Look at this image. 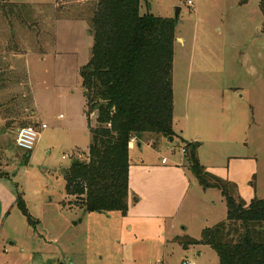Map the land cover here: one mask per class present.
<instances>
[{
	"label": "rangeland",
	"instance_id": "rangeland-1",
	"mask_svg": "<svg viewBox=\"0 0 264 264\" xmlns=\"http://www.w3.org/2000/svg\"><path fill=\"white\" fill-rule=\"evenodd\" d=\"M6 1L29 4L31 14L24 13L29 17L25 25L0 10V67L6 78L0 84V175L14 176L36 220L30 226L36 229L37 238L7 245V252L1 247L0 264H181L183 260L219 264L209 245L183 248L163 240L164 232L155 227L158 223L146 227L143 242L128 239L135 235L126 234L129 227L121 238L114 218L119 219L118 213L106 218L86 212L66 194L65 172L74 159L86 160L88 127L95 125L93 114L89 121L84 114L80 77L92 45L84 19L89 4L87 0ZM140 13L176 19L172 65L176 135L172 141L161 138L157 148L142 141L150 145L131 150L132 159L160 165L162 156L177 159L185 143L196 140L201 144V163L228 171L239 188L246 183L251 199L264 198V18L260 0H141ZM238 116L241 125H237ZM37 122L47 127L24 159L25 151L15 145L16 133L21 126H36ZM242 125H249L250 130L241 131ZM197 189L191 188L176 206L173 196L166 197L165 192L158 196L161 205L167 202L174 212L180 205L175 224L186 227L182 235L193 238L200 237L201 227L226 217L220 191ZM179 190L183 197L182 182ZM17 216L27 226L26 218L21 213ZM26 226L20 229L26 231Z\"/></svg>",
	"mask_w": 264,
	"mask_h": 264
},
{
	"label": "trees",
	"instance_id": "trees-1",
	"mask_svg": "<svg viewBox=\"0 0 264 264\" xmlns=\"http://www.w3.org/2000/svg\"><path fill=\"white\" fill-rule=\"evenodd\" d=\"M84 19L92 36L90 57L80 69L90 143L86 160L74 159L65 172V191L86 212L128 209L129 143L156 146L173 140L172 65L176 19L140 13L141 0H87ZM0 10L27 25L29 4L0 0ZM6 8V9H5ZM264 18V0H260ZM34 24V21L31 23ZM264 30V22H263ZM17 50V44L10 39ZM5 72L0 67V84ZM197 142L184 145L188 167L205 188L225 199L224 220L203 228L199 239L178 237L183 248L209 245L219 264H264V198L244 200L237 185L208 172ZM30 152L23 154L24 159ZM0 177H3L0 175ZM17 206L31 222L21 197Z\"/></svg>",
	"mask_w": 264,
	"mask_h": 264
},
{
	"label": "crops",
	"instance_id": "crops-1",
	"mask_svg": "<svg viewBox=\"0 0 264 264\" xmlns=\"http://www.w3.org/2000/svg\"><path fill=\"white\" fill-rule=\"evenodd\" d=\"M84 110H85V106H84ZM86 119L88 120L87 116ZM236 122L238 125L239 116L236 117ZM187 128L192 131L191 128L189 127ZM240 128L241 131L246 130L248 132L250 130L249 125L246 126L242 125L240 126ZM173 129H174V106H173ZM88 131H89V127H88ZM192 139L193 140L195 139V135L193 133H192ZM194 141L197 142L196 140ZM142 144L145 143L137 142L136 140H131L129 143V169H128L129 191H128V209L126 214L123 215L119 211L101 212L99 214L105 215L104 217L109 218L112 213L115 212L118 213L115 215H117L119 219H117L116 217L114 218L117 220L119 224L118 229L121 231V238H123L122 232L126 230L127 227H129L128 232H126V234L128 233L127 235L129 236L131 232H135V235L134 237L133 236L128 237V239H130V241L133 242H143L145 239H147L143 237L145 236L143 235V233L146 232V227L148 226L150 227L152 224L155 225L156 223H158V225L156 224L155 227H157L158 231L162 230L164 232L163 240L173 241L180 245V243L177 241V238L188 235H186L185 233L182 235L181 230L185 231L186 227L183 226L182 229H180V227H177L175 224L176 212H178L180 205L178 206L175 212L173 206H176L179 203V200H184L186 195L189 194V190L191 188L194 189L198 188L197 190L200 191H202L201 190L202 188L203 190H207L209 188L203 187L196 180V178L191 173L188 167L184 154H180V156L177 159H167V157L162 156L160 165H151L149 163L147 165L142 161L139 162L137 159L136 160L132 159L130 154L131 150H133L137 146L141 148ZM145 145L149 146L150 144L146 143ZM159 146L160 144L158 142V144L153 147L157 148ZM200 146L201 144L199 143L197 147V156L199 162L201 163V159L199 157V152H198ZM166 147L168 148L169 146ZM201 164L206 168L208 172L214 174L215 176L220 177L222 179L228 178V180L234 182L237 185L239 195L244 200L249 201L251 199V195L249 193L248 186H246V183L244 184L243 188L242 186H240L239 188V184L235 180V178L233 177L230 179V176L228 175V171L225 172L223 168H219L218 166L215 165L206 166L205 165L206 163H201ZM13 178L14 176L9 178L0 177V248L2 247L3 250L7 249L6 247L7 245L11 247L17 246V244L28 243L27 240L32 241L34 237L37 238L36 229L31 228L30 226L31 223L32 224L35 223L36 221L35 218H33V216L29 213L28 209L26 208L31 219V222H29L27 217L20 211V209L17 206L19 197H21V199L23 200L24 205L26 204V201L23 199V192L19 190L17 183L14 181ZM179 182L183 183V190H185L183 197L180 196L182 193L181 190H179ZM164 192L166 197L173 196L176 199L174 205L170 209L167 208L168 207L167 202L166 205L162 206L161 203L158 201V196L163 194ZM17 213H21L26 218L27 226H29L28 230H26L27 227L26 224L21 223L22 218L19 219ZM23 225L26 226L24 228V230L26 231H22V229H20L21 226ZM201 228L203 229L204 227ZM201 228L198 230L202 231ZM21 231L23 232V234ZM201 231H200V235H201ZM166 234H170L168 236V239L166 238ZM189 237L191 236L189 235ZM199 238L195 237L194 239H199Z\"/></svg>",
	"mask_w": 264,
	"mask_h": 264
},
{
	"label": "built area",
	"instance_id": "built-area-1",
	"mask_svg": "<svg viewBox=\"0 0 264 264\" xmlns=\"http://www.w3.org/2000/svg\"><path fill=\"white\" fill-rule=\"evenodd\" d=\"M46 127L44 123H38L36 126H21L15 136V145L25 152H31L36 145L40 132ZM181 153H185L184 147L181 148ZM4 251L6 252V249ZM181 264H195V262L183 260Z\"/></svg>",
	"mask_w": 264,
	"mask_h": 264
},
{
	"label": "water",
	"instance_id": "water-1",
	"mask_svg": "<svg viewBox=\"0 0 264 264\" xmlns=\"http://www.w3.org/2000/svg\"><path fill=\"white\" fill-rule=\"evenodd\" d=\"M177 14H178V8L176 9V16H177Z\"/></svg>",
	"mask_w": 264,
	"mask_h": 264
}]
</instances>
